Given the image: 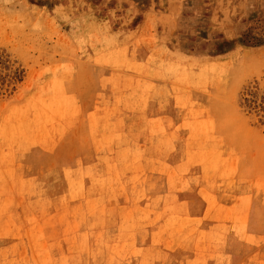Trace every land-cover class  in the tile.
<instances>
[{
	"label": "rangeland",
	"instance_id": "rangeland-1",
	"mask_svg": "<svg viewBox=\"0 0 264 264\" xmlns=\"http://www.w3.org/2000/svg\"><path fill=\"white\" fill-rule=\"evenodd\" d=\"M0 264H264V0H0Z\"/></svg>",
	"mask_w": 264,
	"mask_h": 264
}]
</instances>
